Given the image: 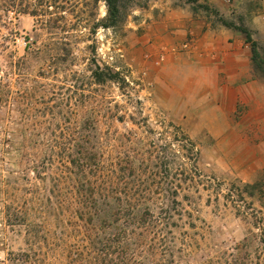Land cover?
<instances>
[{
	"label": "rangeland",
	"instance_id": "obj_1",
	"mask_svg": "<svg viewBox=\"0 0 264 264\" xmlns=\"http://www.w3.org/2000/svg\"><path fill=\"white\" fill-rule=\"evenodd\" d=\"M259 1L116 0L111 17L105 0H0V264H86L92 233L68 159L80 138L97 145L102 178L134 171L139 181L120 187L152 189L141 204L174 264H264V197L242 187L264 188ZM219 51L240 60L213 71ZM237 66L251 75L231 86ZM250 233L246 263L237 249ZM147 250L135 259L148 264Z\"/></svg>",
	"mask_w": 264,
	"mask_h": 264
},
{
	"label": "trees",
	"instance_id": "obj_2",
	"mask_svg": "<svg viewBox=\"0 0 264 264\" xmlns=\"http://www.w3.org/2000/svg\"><path fill=\"white\" fill-rule=\"evenodd\" d=\"M105 3L107 12L111 17L117 14L116 0H105ZM239 31L244 35L245 41L251 44L248 33L242 29ZM251 52L254 54L253 47ZM92 77L96 82H102L106 79L102 73L97 71L92 72ZM79 142L78 152L75 156H68V159H70L69 164L79 170L78 173L81 177L78 192L81 200H84L83 208L85 210L79 214L78 218L86 224L85 231L92 233L88 236L91 248L88 249L89 253L85 263L146 264L135 259L136 253L134 252L137 246L142 251V246L146 245V249H148L146 253L150 255L145 258L149 262L148 264H174L171 245L167 243L164 236H160L162 230H159V232L155 230L152 233L153 229L158 227L157 222L160 223V221L152 215L147 206L141 204L143 195L152 194V189L148 188L142 191L137 188L122 189L120 185L125 184L127 179L134 182L139 181V174L134 171L125 175L122 170H118V174L112 170L110 172L111 177L102 178V156L97 145L93 144L87 148L83 138H80ZM87 171H90L92 178L87 179ZM242 187L248 198H253L256 191L259 199H263L264 188L260 184H244ZM177 188L178 186H174L164 190L172 203L176 201ZM235 197L239 196L234 193L228 195L230 203L234 206L237 203L233 200ZM163 225L167 227L169 225L168 220ZM262 226L264 227L262 220L258 219L255 228L261 232L260 240H258L264 245V229ZM135 229H138V234H136ZM151 233L152 237H150ZM135 235L139 238L138 243H136ZM256 236L250 233L244 239L242 247L237 249L240 252L239 256L242 255L240 259L246 263L249 252L256 242ZM257 257L259 261L260 256Z\"/></svg>",
	"mask_w": 264,
	"mask_h": 264
},
{
	"label": "crops",
	"instance_id": "obj_3",
	"mask_svg": "<svg viewBox=\"0 0 264 264\" xmlns=\"http://www.w3.org/2000/svg\"><path fill=\"white\" fill-rule=\"evenodd\" d=\"M259 3L263 4L261 1H259ZM261 8L262 9L259 12H262L264 14V4L261 5ZM259 17L260 16L253 17V21L259 19ZM263 26H264V22H263ZM225 33L228 34L227 31ZM221 34L222 32L221 33L219 32V36ZM219 36L214 37V40H212L214 43L213 46H219V48L221 49H224L225 47H233V44H231V42L229 41L231 37L223 36V38H220ZM226 57L233 62H239L240 60L238 53L232 52L228 54V53L219 51L218 54L216 55V59H214L211 63L214 68L213 71H219L221 69L219 65L221 64L222 60H225ZM245 74H247V76L251 75L249 69L245 67L243 68V67L237 66L232 71H229L226 74H224V76L229 78V81H227V84H230L231 86H233V84L239 82L240 80L238 79L245 76ZM257 83L258 82L254 80V81H251L249 85L252 86L256 90Z\"/></svg>",
	"mask_w": 264,
	"mask_h": 264
}]
</instances>
